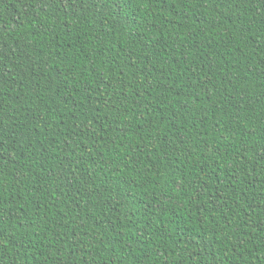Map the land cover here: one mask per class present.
<instances>
[{
	"label": "trees",
	"instance_id": "obj_1",
	"mask_svg": "<svg viewBox=\"0 0 264 264\" xmlns=\"http://www.w3.org/2000/svg\"><path fill=\"white\" fill-rule=\"evenodd\" d=\"M0 264H264V0H0Z\"/></svg>",
	"mask_w": 264,
	"mask_h": 264
}]
</instances>
